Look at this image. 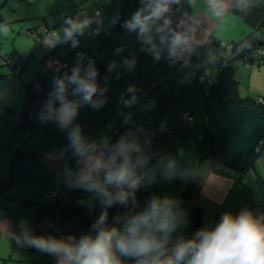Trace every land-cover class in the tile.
Returning a JSON list of instances; mask_svg holds the SVG:
<instances>
[{"label": "crops", "instance_id": "crops-1", "mask_svg": "<svg viewBox=\"0 0 264 264\" xmlns=\"http://www.w3.org/2000/svg\"><path fill=\"white\" fill-rule=\"evenodd\" d=\"M142 6L141 0H0V48L6 56L15 50L12 58L24 60L20 72L16 67L12 71L0 54V183L8 187L0 192V264H58L60 257L29 246L24 233L58 240L74 238L72 242L78 243L83 233L82 217L89 218L90 226L109 208L96 193L69 186L65 168L72 170L74 182L80 167L79 158L68 147L69 129L61 130L52 121L41 123L38 119L52 89L50 80L65 71L71 74L79 54L89 60L99 54L104 56L108 69L114 65L104 83L98 85L105 89L103 96L94 97L106 98L105 103L99 109L89 105L78 109L73 125L81 126L85 138L97 145L107 139L110 147L131 132L143 146L144 154L150 156L147 168L141 172L152 169L161 157L186 161L185 173L173 180H179L176 185L163 189L157 186L161 175L157 168L155 181L147 183L145 178L140 192H135V200L130 198L127 204L115 202L110 206L114 212L103 227L122 230L126 221L143 211L153 196L181 200L183 188L195 175L192 189L197 202L195 205L189 200L174 207L177 227L167 245L169 254L178 237L190 240L203 229H215L225 214L239 216L236 212L243 203H250L251 209L259 213L261 200H255L254 184L247 180L248 173L252 179L251 172L259 166L257 158L245 171L212 166L206 157L197 161L195 137L200 136L202 118L196 105H202L204 92L201 96L192 78L203 79L201 73L209 72L201 62L194 66L202 61L201 55L211 58L206 50L217 52V64V46L264 28V0H178L171 4L167 14L170 27L174 25V31L189 36L192 49L175 63L167 55V44H160L158 34L153 33L154 43L161 50L159 60L147 50L151 45L123 27ZM69 18L87 19L90 26L77 37L78 45L69 41L50 47L52 34L62 35L64 21ZM94 28H100L96 35ZM33 34H39L40 40ZM52 58L64 60L66 65L54 66L49 63ZM133 59L135 66L129 68L124 61ZM129 87H134L135 92H129ZM132 96L136 102L126 105ZM69 99L77 97L69 95ZM184 110L194 118L188 127L183 122ZM125 114L129 116L127 120ZM197 118L201 122L196 124ZM59 154L63 159L57 158ZM100 178L103 179V172ZM261 178L264 183L262 175ZM52 190H56L57 199L41 194ZM15 195L32 202L33 207L22 205ZM98 231L99 228H92L91 236L95 237ZM120 259L123 264H135L134 258Z\"/></svg>", "mask_w": 264, "mask_h": 264}, {"label": "clouds", "instance_id": "clouds-1", "mask_svg": "<svg viewBox=\"0 0 264 264\" xmlns=\"http://www.w3.org/2000/svg\"><path fill=\"white\" fill-rule=\"evenodd\" d=\"M141 2L143 6L124 22L123 27L137 33L139 39L151 45L147 50L154 54L155 59L161 58V50L154 43L156 37L153 33L158 34L161 45L167 44V55L173 63L183 59L185 53L192 50L190 37L172 30L171 19L167 16L170 5L178 0ZM112 23L115 24V19ZM64 24L62 35L52 34L50 47L69 41L73 46L78 45L77 37L84 35L90 21L69 18ZM260 49H264V45ZM83 59V54H79L71 74L65 71L53 79L52 89L38 117L41 123L52 121L61 130L69 129L68 147L72 149L73 156L79 158L77 163L80 166L74 182L72 170L65 168L69 186L96 193L102 197L101 203L110 207L115 202L127 204L130 198L135 200V192L145 178L147 183L155 181L157 168L166 179L182 176V165L173 157H161L152 169L139 171L147 168L150 156L144 154L143 146L131 132L109 147L107 139H103L100 145L88 141L81 126L73 125L81 106L99 109L106 101V98L94 99L97 95L102 97L105 89L97 84L98 72L94 63L83 66L80 63ZM124 63L129 68L135 66L134 59ZM113 67L110 65L109 71ZM128 91L135 92V88L129 87ZM69 95L77 99H69ZM135 102L136 97L132 96L125 104L130 106ZM57 158L63 159V156L59 154ZM110 188L116 191L112 192ZM176 205L177 201L172 198L153 196L143 211L126 221L122 230L103 227L107 219L105 211L94 225L99 228L96 236H84L78 243L72 242L74 238L33 237L27 232L24 240L41 252L60 257L58 264H123L120 257L134 258L135 264H264V223H261L264 217L254 218L249 211L237 217L225 214L215 229H203L193 239L178 241L169 254L167 245L177 227Z\"/></svg>", "mask_w": 264, "mask_h": 264}, {"label": "trees", "instance_id": "trees-1", "mask_svg": "<svg viewBox=\"0 0 264 264\" xmlns=\"http://www.w3.org/2000/svg\"><path fill=\"white\" fill-rule=\"evenodd\" d=\"M261 27H259V29ZM170 28L174 30V25H172ZM256 34H257L256 31H252L251 33L246 34L242 39H239L237 41H230L229 43H226L225 45L220 46V52L218 53V57H217V64H218L217 76L214 79L210 77L211 81L209 80L210 81L209 87L204 92L203 99H202L201 132H200V136L195 137V146H196L195 156L197 158V161H200V159L203 157H208V159L211 160L212 166L221 165L216 155V151L209 150L207 148L206 137H207V132L209 131V129L214 126L213 121L221 116L222 107L226 105H234V104H239V103H249L255 108L257 112L264 113V96L262 97L240 96L238 93V80L234 75V70L238 64H244V63L249 64L255 61L259 62L261 59L262 61H264V53L259 51V49L262 48V45L257 44ZM15 53L16 51L13 50L9 54V56H7L6 58L12 59V57L16 55ZM74 61L78 62V60L76 59ZM84 62H85V59H84ZM102 62H105V60ZM21 66L22 64L20 66H17L16 64H12V62L10 63V67L12 71L16 70L17 68L18 72H20ZM103 70L104 71L107 70L108 75L111 72L109 71L108 68H104ZM185 111H188V110H184V112ZM193 119L194 118L192 117V120ZM183 122H184L185 127L186 126L188 127L190 125L184 120ZM126 125L127 124H125V126ZM263 149H264V132L260 140L258 141L256 147L251 151V154L247 161L245 169L247 168V166L252 164V162L258 157V155L262 152ZM245 169L243 171H245ZM195 176L183 188L182 197H181L182 199L177 201V205L180 202H185L189 200L193 204L196 205V202H197L195 200L196 196L192 189V187H194L193 184L196 183L195 181H193L197 178ZM7 188L8 187L5 184L0 183V192L1 191L5 192ZM54 192H55L54 198L57 199L56 190ZM44 193H41V194L44 197H47ZM8 194L9 192L4 193V195H8ZM13 197L18 199L19 201L21 200L20 203L22 205L33 207L32 202L24 201V199H21L17 197L16 195ZM47 198L50 199V197H47ZM113 209L114 207H109L108 209L103 210L102 213L106 211L107 218H110V216L114 212ZM82 218H83L84 224H83V233L80 239L83 238L84 236L91 235L92 233L90 232V230L94 228V225L96 223L95 221H92L94 222V224L92 223V225L89 226V223H90L89 218L87 216H84ZM97 220L98 219H96V221ZM106 222L107 220L105 221V223Z\"/></svg>", "mask_w": 264, "mask_h": 264}, {"label": "water", "instance_id": "water-1", "mask_svg": "<svg viewBox=\"0 0 264 264\" xmlns=\"http://www.w3.org/2000/svg\"><path fill=\"white\" fill-rule=\"evenodd\" d=\"M256 41L258 45H264V28L256 34ZM0 54L4 58L5 54L0 48ZM20 57L10 59L12 64L21 66L24 64V60L20 61ZM85 62H81L83 66H86L89 62L94 63L97 69V84H103L106 79L102 76H108V71H104L107 68V63L102 62L105 60L104 56L99 54L95 56V59L85 58ZM10 65L9 62H6ZM77 63L78 62H74ZM64 68V66H63ZM71 71V70H70ZM63 75V74H62ZM61 75V76H62ZM52 79L50 80L52 84ZM221 116L213 121L214 126L209 129L206 137V145L209 150L216 151V155L220 164L231 167L238 171H243L250 157L251 151L256 147L264 132V113H259L249 103H239L234 105H226L222 107ZM128 115L125 114V120L128 119ZM182 165L181 171L185 173L186 161L179 160ZM176 176L175 178L179 177ZM162 178L166 181H173V179H166L163 175ZM140 192V188L136 190V194ZM146 201L145 196L142 197ZM246 211L252 213L253 217L257 210L248 208ZM242 213L239 209L236 214Z\"/></svg>", "mask_w": 264, "mask_h": 264}, {"label": "rangeland", "instance_id": "rangeland-1", "mask_svg": "<svg viewBox=\"0 0 264 264\" xmlns=\"http://www.w3.org/2000/svg\"><path fill=\"white\" fill-rule=\"evenodd\" d=\"M96 12H98V11L96 10ZM38 36H39V40H40V35L38 34ZM38 36L36 34H33V37H35L36 39H38ZM217 47H218V50H219L220 45L217 46ZM206 51L208 52V54H211L210 55L211 58H209V57H207L205 55H201L200 59L202 61H199L198 63H195L194 66L197 67L198 64L202 63L206 67H204L203 65H201V66L204 67L205 69H207L209 72H212L211 76L214 79L217 76V73H218V69H217L218 65L216 64V61L214 60V57H215L217 52L215 53L214 51H211V50H206ZM204 59H206V60L204 61ZM75 65H76V63H73V67ZM205 69H202V70H205ZM194 70H196V68H194ZM50 72L52 73L53 71L50 70ZM203 73H204V71L201 73L203 79H197L195 77L192 78V81H193L192 84L196 88H198V91H199L201 96H202V93L205 92L208 89L209 82H210V81H208V79H206L204 77L205 75ZM234 75H235V77L238 80V93H239L240 96H252V97H262V96H264V61H262V59L259 62L255 61V62L249 63V64H245V63L244 64H238L236 66L235 70H234ZM102 78L106 79V77L104 75L102 76ZM196 106L199 108L198 115L201 116V118H202V105H196ZM195 109H196V107H195ZM196 112L197 111H194V114H196ZM192 117H193V115H192ZM197 121L201 122V119L199 120V118H197L196 119V124H197ZM192 122H193V120H192ZM191 123H190V125H191ZM207 159L208 158L206 157L205 160H207ZM256 162L259 164V166H258V168H255L253 170V172H251L252 179H249L250 176H249V173H248V175H247L248 179L247 180L254 184V188L256 190V192H254L255 200H259V201L261 200L262 201V203L260 201L261 206L259 208V213L255 214V216H254V218L259 219L261 217H264V190H262L264 188V183H263V180L261 178V175L264 177V167H263V164H264V149L258 155V157L256 159ZM178 181L179 180H176V181L170 182L169 184L165 183L162 180V174H161L160 178H159V181L157 183V186H158L159 189H163L164 187H169V185H171V186L176 185V183ZM256 182H258L257 185H255ZM208 183H210V182H208ZM258 187H260V188L257 189ZM48 203H49V201H48ZM243 205H244V203H243Z\"/></svg>", "mask_w": 264, "mask_h": 264}, {"label": "built area", "instance_id": "built-area-1", "mask_svg": "<svg viewBox=\"0 0 264 264\" xmlns=\"http://www.w3.org/2000/svg\"><path fill=\"white\" fill-rule=\"evenodd\" d=\"M100 31V28H94L93 29V32L94 33H98ZM259 51L260 52H263L264 53V49H259ZM7 56L5 55L4 56V60H5V62H9V63H11V60L9 59V58H6ZM83 61H84V59H83ZM49 63H51V64H53L54 66H61V67H63V66H65L66 65V62L64 61V60H60V59H57V58H52V59H50V61H49ZM204 74V73H203ZM205 76V78L206 79H208V80H210V72H206L205 74H204ZM182 117H183V120L185 121V122H187V123H191L192 122V116H191V114L189 113V111H185L183 114H182ZM143 183V182H142ZM47 197H50V198H52V199H54V197H55V192L54 191H47V192H45L44 193ZM251 206V204L250 203H248V202H246V204H244L243 206H242V212H244V211H246L248 208H252V207H250ZM258 211V210H257ZM180 240H185V238L184 237H178L177 239H176V243L178 242V241H180Z\"/></svg>", "mask_w": 264, "mask_h": 264}, {"label": "bare ground", "instance_id": "bare-ground-1", "mask_svg": "<svg viewBox=\"0 0 264 264\" xmlns=\"http://www.w3.org/2000/svg\"><path fill=\"white\" fill-rule=\"evenodd\" d=\"M258 33V32H257ZM210 74H212L211 72H210ZM142 185H143V183H141V185H140V187L139 188H141L142 187Z\"/></svg>", "mask_w": 264, "mask_h": 264}]
</instances>
